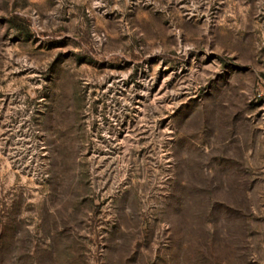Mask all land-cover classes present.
<instances>
[{
  "label": "rangeland",
  "instance_id": "obj_1",
  "mask_svg": "<svg viewBox=\"0 0 264 264\" xmlns=\"http://www.w3.org/2000/svg\"><path fill=\"white\" fill-rule=\"evenodd\" d=\"M0 264H264V0H0Z\"/></svg>",
  "mask_w": 264,
  "mask_h": 264
}]
</instances>
